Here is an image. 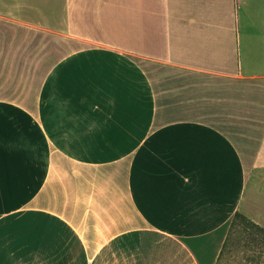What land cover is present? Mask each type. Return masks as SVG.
Listing matches in <instances>:
<instances>
[{
  "label": "crops",
  "instance_id": "obj_1",
  "mask_svg": "<svg viewBox=\"0 0 264 264\" xmlns=\"http://www.w3.org/2000/svg\"><path fill=\"white\" fill-rule=\"evenodd\" d=\"M237 211L264 0H0V264H215Z\"/></svg>",
  "mask_w": 264,
  "mask_h": 264
},
{
  "label": "trees",
  "instance_id": "obj_2",
  "mask_svg": "<svg viewBox=\"0 0 264 264\" xmlns=\"http://www.w3.org/2000/svg\"><path fill=\"white\" fill-rule=\"evenodd\" d=\"M233 247L240 250L245 264H264V226L237 211L231 220L218 263Z\"/></svg>",
  "mask_w": 264,
  "mask_h": 264
},
{
  "label": "rangeland",
  "instance_id": "obj_3",
  "mask_svg": "<svg viewBox=\"0 0 264 264\" xmlns=\"http://www.w3.org/2000/svg\"><path fill=\"white\" fill-rule=\"evenodd\" d=\"M217 255L215 256V264H245V260H243L241 257L240 250L236 247L232 248V251L227 252L223 259L218 263Z\"/></svg>",
  "mask_w": 264,
  "mask_h": 264
}]
</instances>
